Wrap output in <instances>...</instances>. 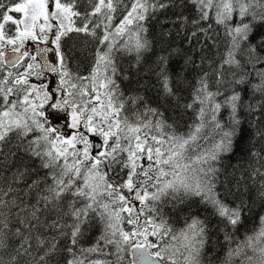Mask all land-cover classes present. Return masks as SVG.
I'll return each mask as SVG.
<instances>
[{"label":"snow or ice","instance_id":"obj_1","mask_svg":"<svg viewBox=\"0 0 264 264\" xmlns=\"http://www.w3.org/2000/svg\"><path fill=\"white\" fill-rule=\"evenodd\" d=\"M189 6L194 15L185 13ZM154 19L161 26L152 69L160 97L180 106L181 86L190 83L191 70H200L192 103L182 106L196 111L200 105V123L187 135L166 131L172 125L165 113L147 103L144 112L130 114L127 105L144 98L125 97L116 80L118 52L135 53L139 64L143 53L155 51L146 35V22ZM221 28L228 46L213 59L208 53ZM71 33L93 45L87 75L69 67ZM28 42L35 45L31 52ZM206 117L220 139L193 159L186 153ZM249 130L253 140L264 138V0H0V251L12 249L8 264L32 255L34 246L43 249L44 264L61 246L72 257L67 264H113L95 258L109 255L122 264L125 251L131 264H177L176 253L166 256L160 247L171 231L164 208L190 196L221 218L228 239V226L242 222L248 205L221 198L219 169L209 161L235 154ZM251 156L264 160V152ZM203 164L208 167H194ZM252 175L264 172L256 168ZM259 195L264 198V181ZM96 217L103 230L83 247ZM205 227L194 218L182 233L184 264H199ZM259 251L264 264V248Z\"/></svg>","mask_w":264,"mask_h":264},{"label":"trees","instance_id":"obj_2","mask_svg":"<svg viewBox=\"0 0 264 264\" xmlns=\"http://www.w3.org/2000/svg\"><path fill=\"white\" fill-rule=\"evenodd\" d=\"M186 14L194 15V9L189 6L184 9ZM163 19V16L160 17ZM148 33L146 34L150 41L154 43L155 51L145 52L142 54V59L137 64L135 62V53L131 55L125 53H117L116 64L118 66L119 75L116 80L120 86V90L125 94V97L141 96L143 101L133 106L131 103L127 105L129 113L138 110L144 112V104L147 103L153 108H159L165 113L167 123L172 125L166 129L168 132H174L178 135H187L190 131H194L196 125L200 123L198 117V109L200 105H195L197 109H185L182 107L186 103H192L194 88L196 87L197 74L199 69H193L188 74V85H182L179 92V105L174 100L165 102L160 97L155 87V76L152 75V69L155 68L156 55L161 48L160 31L161 26L157 20L146 22ZM218 46L208 53L210 58L216 59L217 53L220 56L224 55L225 49L228 46L227 37L223 34V29H220ZM90 40V38H88ZM124 39H127L125 37ZM65 47L73 49L75 58L69 63L71 71L76 74L87 75L91 67L92 57L88 50L93 45L86 41V38L76 33H71L70 38H65ZM87 57V59H85ZM198 59V57H197ZM10 71L12 69H9ZM204 71H209L208 64L205 63ZM127 77V78H125ZM228 77L226 76V79ZM210 88L215 91L218 85L216 84L215 76L209 78ZM228 86L221 87L223 91ZM222 99V97H220ZM243 115V114H242ZM224 122L228 120V113L223 112ZM205 127L201 130L197 140L190 145L189 151L186 153L189 157L195 158L196 155L208 152L211 150L220 136L217 129H214L211 123L205 118ZM247 127V124H245ZM253 151L264 152V138H255L253 140L252 130L246 133V136L240 139L236 146L235 154L223 155L218 161H209V163L219 169L216 180V188L220 193L221 198L226 200L228 204L239 203L244 201L248 208L243 216L242 222L235 228L228 226L227 232L229 238H225L223 230L224 222L221 218L214 214L210 206H205L200 202L199 197L190 196L184 199L183 203H178L173 200L171 204L165 205L164 219L167 226L171 229L169 234L160 241L167 249L165 255L170 256L176 253L175 259L177 264H184V256L188 255L187 248L182 247V244H187L182 233L187 232L188 225L192 220L199 219L205 227L204 244L200 249V254L197 257L199 264H259L260 249L264 248V238L257 240L258 233L261 228H264V223L261 217H264V198L259 195L261 190V181H264V176L252 175L254 169L260 168L264 172V160L257 161L251 156ZM196 168H207V164L194 165ZM175 204V207H172ZM159 222V217H157ZM91 228L86 233L85 238L81 240V246L88 247L95 242L103 230V223L98 217L91 222ZM191 238V233H187ZM176 239H173V237ZM249 238H251V247L249 246ZM199 239V238H197ZM197 247H200L197 245ZM236 250V251H234ZM114 252V247L112 248ZM12 249L0 251V256L3 257L4 264H8L9 255ZM44 254L42 248L33 247L32 255L21 256L18 264H44L40 257ZM124 257L122 264H131L129 253L127 251L120 253ZM251 257V259H249ZM71 255L61 246L60 250L47 258V264H67L71 259ZM102 260H110L115 264L116 256H97ZM164 262H168L165 260ZM169 263V262H168Z\"/></svg>","mask_w":264,"mask_h":264},{"label":"rangeland","instance_id":"obj_3","mask_svg":"<svg viewBox=\"0 0 264 264\" xmlns=\"http://www.w3.org/2000/svg\"><path fill=\"white\" fill-rule=\"evenodd\" d=\"M29 43V45H30V47L29 48H32V42H28ZM23 69L21 68V69H12L11 71L13 72V74H15L17 71H22ZM50 77V76H49ZM36 83H39V81H36ZM65 131H69V130H65ZM124 228H125V230H128L129 228H130V226H128V225H122ZM149 239L150 240H153V239H155L154 237H149ZM160 247H162V248H164V245L162 244V243H160ZM157 249H152V251L154 252V251H156Z\"/></svg>","mask_w":264,"mask_h":264},{"label":"water","instance_id":"obj_4","mask_svg":"<svg viewBox=\"0 0 264 264\" xmlns=\"http://www.w3.org/2000/svg\"><path fill=\"white\" fill-rule=\"evenodd\" d=\"M40 47H43V45H39ZM35 45H32V48L29 49V51H33ZM50 76V74H48ZM152 251V250H151ZM129 258H130V263H131V260L133 259V257L129 254ZM163 264H169L168 262H163Z\"/></svg>","mask_w":264,"mask_h":264}]
</instances>
